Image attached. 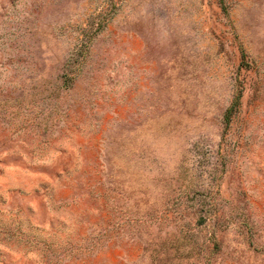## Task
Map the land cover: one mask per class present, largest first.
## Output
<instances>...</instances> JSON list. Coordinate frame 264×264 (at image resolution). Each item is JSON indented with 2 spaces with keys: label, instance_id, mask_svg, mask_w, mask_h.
<instances>
[{
  "label": "rangeland",
  "instance_id": "1",
  "mask_svg": "<svg viewBox=\"0 0 264 264\" xmlns=\"http://www.w3.org/2000/svg\"><path fill=\"white\" fill-rule=\"evenodd\" d=\"M0 264H264V0H0Z\"/></svg>",
  "mask_w": 264,
  "mask_h": 264
}]
</instances>
